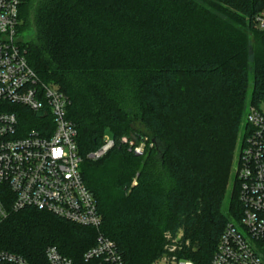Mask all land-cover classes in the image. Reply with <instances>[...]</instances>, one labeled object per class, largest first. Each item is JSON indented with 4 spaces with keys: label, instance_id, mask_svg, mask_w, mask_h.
I'll use <instances>...</instances> for the list:
<instances>
[{
    "label": "trees",
    "instance_id": "16d2710c",
    "mask_svg": "<svg viewBox=\"0 0 264 264\" xmlns=\"http://www.w3.org/2000/svg\"><path fill=\"white\" fill-rule=\"evenodd\" d=\"M263 8L264 0H22L17 37L39 79L69 98L101 226L24 209L0 223V250L48 264L45 251L56 247L72 264H105L83 258L101 234L124 264H150L164 233L181 229L189 241L183 258L209 264L225 225L240 216L237 192L221 211L222 185L245 107L264 99V31L255 27ZM25 115L27 129L44 118ZM137 121L160 154L147 146L135 157L121 143L144 137ZM105 131L113 147L88 159Z\"/></svg>",
    "mask_w": 264,
    "mask_h": 264
},
{
    "label": "built area",
    "instance_id": "2783aa9c",
    "mask_svg": "<svg viewBox=\"0 0 264 264\" xmlns=\"http://www.w3.org/2000/svg\"><path fill=\"white\" fill-rule=\"evenodd\" d=\"M21 2L0 0V223L11 213L35 209L98 231L101 217L81 175L77 131L67 116L69 98L39 79L17 37ZM255 27L264 31V8ZM25 111L44 117L37 129H27ZM243 124L232 167L240 216L225 225L209 264H264V99L247 106ZM121 143L135 157L143 155L142 142L123 137ZM113 145L103 139L87 158L100 159ZM163 239L160 255L150 264H193L183 258L189 241L181 229L164 233ZM45 258L48 264H72L56 247H48ZM83 258L124 264L115 244L101 234ZM0 264L28 263L0 250Z\"/></svg>",
    "mask_w": 264,
    "mask_h": 264
},
{
    "label": "rangeland",
    "instance_id": "374dc122",
    "mask_svg": "<svg viewBox=\"0 0 264 264\" xmlns=\"http://www.w3.org/2000/svg\"><path fill=\"white\" fill-rule=\"evenodd\" d=\"M245 33H247L248 37H249V45H248L249 59L252 60V52H251L252 38H251V35L248 32L245 31ZM24 35H25V37H27L26 35L29 36L30 34H28V32H27ZM252 82H253V76H252V72L250 70L249 71V84H248L247 93H246V98L247 99L249 98L250 93L252 91ZM246 109H247V106L245 107V112H246ZM133 126H134V128L136 130H138V131H140L141 133L144 134L143 135L144 137L141 138V140H139V142H142L143 148L145 149L147 146H148V148L156 147L157 150L159 151V154H160L161 149H162V145L159 144V142L155 143L154 141H151L152 140V136H151L150 131L148 130L147 126L145 124L141 123L140 121H137L135 124H133ZM110 136H111L110 131H105L103 139L105 140L107 138H110ZM237 145H238V142H236V145H235V150H234V153H233V160H232V163H231V168H230V172L228 174V178L226 179L225 183H223V185H222L223 186V202H222V205H221V211L224 214H226V212L228 210V207L230 206V202L233 199L234 194L237 192V186H236L235 180L233 178V174H232V167H233L234 159H235L236 154H237Z\"/></svg>",
    "mask_w": 264,
    "mask_h": 264
}]
</instances>
